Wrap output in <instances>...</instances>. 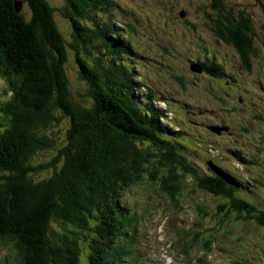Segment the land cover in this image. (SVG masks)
I'll use <instances>...</instances> for the list:
<instances>
[{
	"label": "trees",
	"instance_id": "obj_1",
	"mask_svg": "<svg viewBox=\"0 0 264 264\" xmlns=\"http://www.w3.org/2000/svg\"><path fill=\"white\" fill-rule=\"evenodd\" d=\"M63 1L60 13L71 24V41L57 29L47 0H0V76L9 92L0 101V241L11 246V256L3 264H83L81 252L89 264H117L122 257L134 263L142 258L132 247L137 216L125 206L129 189L138 187L142 175L151 181L159 175L157 183L169 200L185 189L189 178L196 188L220 198L215 213L228 204L237 219L264 226V210L257 211L254 201L244 196L252 190L245 180H237L211 156L204 173L195 154L185 152L189 146L179 138L185 131L154 105L155 94L136 85V71L129 65V60L135 63L131 46L119 38L112 19L100 22L96 15L111 12L114 1ZM206 1L210 12L203 13L205 26L241 53L243 65L250 69L257 57L255 43L264 37V22L255 32L252 13L245 8L236 11L238 7L222 0ZM17 2L28 5V17L22 7L17 9ZM257 5L264 8V1L257 0ZM186 14L182 9L177 15L186 19ZM68 50L83 81L85 100L71 95L65 70ZM190 60L189 73L198 75L190 69ZM219 70L216 64L206 66L211 77L219 78ZM173 77L183 83L181 77ZM137 89L141 97L134 95ZM190 113L195 119L200 115L195 109ZM60 119L68 122L63 145L48 161L34 163L31 157L37 150L55 145L46 130ZM196 128L215 137L221 133L209 123ZM249 128L247 124L243 130ZM236 148L231 152L247 164L237 144ZM242 189L243 198H238L234 192ZM54 223L60 231L51 240ZM122 227L127 230L124 238Z\"/></svg>",
	"mask_w": 264,
	"mask_h": 264
},
{
	"label": "rangeland",
	"instance_id": "obj_2",
	"mask_svg": "<svg viewBox=\"0 0 264 264\" xmlns=\"http://www.w3.org/2000/svg\"><path fill=\"white\" fill-rule=\"evenodd\" d=\"M47 1L54 8L57 29L67 41H71V24L60 13L64 1ZM113 1L111 12H99L96 15L100 22L108 23L112 19L119 38L127 40L131 46L135 63L129 60V65L136 71V85L143 87L144 93L150 96L155 94L154 105L161 106L170 120L185 131L183 138L179 135L182 142L189 146L185 152L195 154L196 165L204 173L208 157H215L220 166L226 168L237 180H245L252 189L244 193L246 200L254 201L252 204L258 208L257 211L264 210V91L257 85L258 78L264 76V34L263 39L259 38L255 43L256 61H251L250 69H247L240 66L233 48L218 43L205 26L207 18H204L203 13L210 12L208 1ZM222 1L235 7L242 5L241 8L252 13L256 25L264 20L257 0ZM21 7V11L28 17V5L22 2ZM182 9L187 10L186 19L193 25L182 21L185 18L178 17ZM214 55L236 72L237 76L231 73L230 76L217 78L203 71L198 75L189 73L188 58H205V62L209 63ZM65 70L72 97L77 101L85 100L86 90L78 77L72 50H68ZM225 71L230 74V69ZM173 76L181 77L183 83ZM140 91L143 92V89ZM224 92L230 101L227 98L223 100ZM139 94V89L135 90L134 95L141 97ZM239 94L243 97L240 104L234 100ZM8 95L6 82L0 76V101ZM182 104L186 106V111ZM194 109L201 111L196 119L190 113ZM193 121L196 126L209 123L221 133L218 137L209 135L195 125L192 127L190 122ZM247 124L249 130H243ZM67 127V120L60 119L47 129L46 133L55 139V145L37 150L31 160L37 163L52 158L57 148L64 143ZM173 130L176 132L177 127ZM230 134L232 137H227ZM197 142L201 143L200 148ZM209 144L215 145L219 151L213 152ZM236 144L242 151L240 156L245 154L243 157L248 161L247 164L238 161L235 153L231 152L237 150ZM208 147L212 150L207 151ZM255 155H259L258 161ZM158 179L159 175L154 181L142 175L137 182L138 187H131L125 197L129 213L137 216L132 247L143 257L138 259L137 264H264V226L253 220L237 219L228 209V204L221 213H215L216 206L221 203L220 198L196 188L189 178L185 179V189L176 192L175 199L169 200L170 195L162 190L161 182L157 183ZM244 191L242 189L234 194L243 198ZM58 226L57 223L50 225L51 240L54 233L60 231ZM126 236L127 230L122 227L120 238ZM171 242L173 245L168 249L167 244ZM85 248L81 246V250ZM10 250L9 244L0 241V264H3L5 257L8 259L11 256ZM129 260L122 257L117 264H127ZM81 262L89 264L82 252Z\"/></svg>",
	"mask_w": 264,
	"mask_h": 264
},
{
	"label": "flooded vegetation",
	"instance_id": "obj_3",
	"mask_svg": "<svg viewBox=\"0 0 264 264\" xmlns=\"http://www.w3.org/2000/svg\"><path fill=\"white\" fill-rule=\"evenodd\" d=\"M241 6L242 5H240L238 8H233L234 10H239V11H243V8H241ZM244 10H246V9H244ZM259 10L262 12V10H264V8L262 7H259ZM248 11V10H247ZM246 12V11H245ZM238 13V12H237ZM248 14V13H247ZM263 14V13H262ZM264 16V15H263ZM253 18V15H252V17H251V20H252V22H254V24H255V29L257 28V27H259L260 25H262L261 23H263L264 22V20L259 24V25H256V23H255V21H254V19H252ZM182 21H185V20H182ZM264 30V29H263ZM252 31V30H251ZM255 32H260V29H256L255 30ZM263 33V32H262ZM211 35L217 40V42L218 43H221L222 45H224V46H228V47H230L231 45H228V44H226L224 41H222L220 38H218V37H216L212 32H211ZM198 47H199V45H197ZM232 47V46H231ZM233 48V50L237 53V55H238V58H239V61H240V66H243V67H245L244 65H243V62H242V60H241V58H240V54L237 52V50L234 48V47H232ZM215 54H217L216 52H215ZM215 57L212 59V60H210L209 61V63H206L205 62V58H202V59H199V58H196V59H193V60H190L189 62H191V63H199L201 66H202V68H203V72L202 73H207L206 72V66H209V65H211V64H216V65H219L220 66V70H219V76L218 77H221V76H223V75H228V76H230L231 75V73H233V75H235V76H237V73L236 72H233L232 70H231V68L230 67H228V66H226L219 58H217V56L216 55H214ZM188 62V63H189ZM230 69V74L227 72V71H225L226 69ZM208 74V73H207ZM225 84V83H224ZM257 85H258V88L260 89V90H262V91H264V77L263 76H261V77H259L258 78V81H257ZM224 91L225 92H228L226 89H224ZM224 92V93H225ZM226 95V94H225ZM230 95L231 96H233L231 93H230ZM241 94H239V95H236L235 96V99L237 100V102L240 104V103H242L243 102V97H241L240 96ZM223 100H225V99H223ZM198 112L199 113H201V111H199L198 110ZM193 123H194V121H193ZM243 129H244V127H243Z\"/></svg>",
	"mask_w": 264,
	"mask_h": 264
},
{
	"label": "water",
	"instance_id": "obj_4",
	"mask_svg": "<svg viewBox=\"0 0 264 264\" xmlns=\"http://www.w3.org/2000/svg\"><path fill=\"white\" fill-rule=\"evenodd\" d=\"M22 6V3L21 2H17V9L19 10ZM190 69L193 71V72H197V73H200L202 71V66L199 64V63H192L190 66ZM209 166H212L214 170H216L217 168L213 165H210V163H208ZM217 171V170H216ZM222 176V174H220Z\"/></svg>",
	"mask_w": 264,
	"mask_h": 264
}]
</instances>
